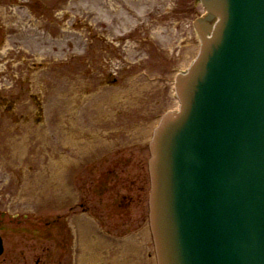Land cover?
Returning <instances> with one entry per match:
<instances>
[{
	"label": "rangeland",
	"instance_id": "374dc122",
	"mask_svg": "<svg viewBox=\"0 0 264 264\" xmlns=\"http://www.w3.org/2000/svg\"><path fill=\"white\" fill-rule=\"evenodd\" d=\"M204 12L196 0H0V264H155L148 143L179 106L174 79Z\"/></svg>",
	"mask_w": 264,
	"mask_h": 264
},
{
	"label": "water",
	"instance_id": "95a60500",
	"mask_svg": "<svg viewBox=\"0 0 264 264\" xmlns=\"http://www.w3.org/2000/svg\"><path fill=\"white\" fill-rule=\"evenodd\" d=\"M196 1L199 53L149 144L157 264H264V0Z\"/></svg>",
	"mask_w": 264,
	"mask_h": 264
},
{
	"label": "flooded vegetation",
	"instance_id": "af4514ba",
	"mask_svg": "<svg viewBox=\"0 0 264 264\" xmlns=\"http://www.w3.org/2000/svg\"><path fill=\"white\" fill-rule=\"evenodd\" d=\"M6 98L7 97L5 95H1V92H0V110L2 109L3 111H5V109H6ZM98 182L101 183L100 177L97 179V183L95 184V182H94V184L97 185ZM96 187L98 188V190L102 189V186L99 187V185H97Z\"/></svg>",
	"mask_w": 264,
	"mask_h": 264
}]
</instances>
